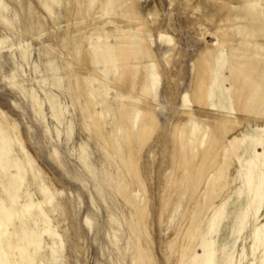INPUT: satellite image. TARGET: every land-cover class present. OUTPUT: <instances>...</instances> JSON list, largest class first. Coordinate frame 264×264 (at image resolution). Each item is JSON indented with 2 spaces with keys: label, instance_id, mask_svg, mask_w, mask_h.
<instances>
[{
  "label": "rangeland",
  "instance_id": "1",
  "mask_svg": "<svg viewBox=\"0 0 264 264\" xmlns=\"http://www.w3.org/2000/svg\"><path fill=\"white\" fill-rule=\"evenodd\" d=\"M204 1L0 0V264H264V0Z\"/></svg>",
  "mask_w": 264,
  "mask_h": 264
},
{
  "label": "bare ground",
  "instance_id": "2",
  "mask_svg": "<svg viewBox=\"0 0 264 264\" xmlns=\"http://www.w3.org/2000/svg\"><path fill=\"white\" fill-rule=\"evenodd\" d=\"M221 0H215V2H220ZM205 2V4L207 5V6H211V2H214V1H212V0H205L204 1ZM225 2V1H224ZM117 3V2H116ZM181 6H182V4H181ZM183 7V6H182ZM184 8V7H183ZM188 20V18L186 17V19H185V21H187ZM188 22V21H187ZM170 24V26H172V27H175V29L176 30H178V31H180L181 29H182V25H183V23H179L178 24V26H175L172 22H170L169 23ZM191 26L192 25H190L189 24V29H187L188 31H190V28H191ZM99 40V39H98ZM178 46H180V45H178ZM187 56H188V54H182V55H180V61H179V63H178V71L177 72H175L174 71V73H175V75L176 74H180L181 76L185 73V64L183 63V61L185 60V59H187ZM194 67H195V71H196V74H197V76L198 77H200L201 76V70H202V60H201V57H199V58H197L196 59V61H195V63H194ZM168 87V92H169V96L171 95V90H170V88H171V86L170 85H168L167 86ZM145 97V96H144ZM188 99V98H187ZM147 101V100H146ZM154 101V100H153ZM190 102V101H189ZM143 108V107H142ZM144 109V108H143ZM1 119V118H0ZM180 124V123H179ZM181 129V128H180ZM214 138V137H213ZM214 141V140H213ZM211 142V141H210ZM215 143V142H214ZM220 148V147H219ZM210 149V148H209ZM227 153V152H226ZM225 153V154H226ZM217 155V154H216ZM207 157V156H206ZM164 161H165V159H164ZM218 162V161H217ZM2 164H4V163H2ZM204 164V163H203ZM14 166L18 169V170H22L23 168L21 167V165L17 162V161H15L14 162ZM218 166V165H217ZM22 181V180H21ZM19 188V187H18ZM18 190V189H17ZM44 195V194H43ZM12 205V204H11ZM7 212H9V211H4L3 212V214L4 213H6L7 214ZM12 213H9L8 215H11ZM15 214L16 215H19L20 217L22 216V213L20 212V211H16L15 212ZM17 217V216H16ZM29 230V229H28ZM34 235V234H33ZM8 246V245H7ZM208 251H209V249H208ZM3 253H4V251H2ZM207 253V252H206ZM210 255V254H209Z\"/></svg>",
  "mask_w": 264,
  "mask_h": 264
},
{
  "label": "crops",
  "instance_id": "3",
  "mask_svg": "<svg viewBox=\"0 0 264 264\" xmlns=\"http://www.w3.org/2000/svg\"><path fill=\"white\" fill-rule=\"evenodd\" d=\"M0 131H2L0 134L5 135L6 133L13 134L14 132L13 127L11 126V122L7 119L6 113L3 109L0 108Z\"/></svg>",
  "mask_w": 264,
  "mask_h": 264
}]
</instances>
